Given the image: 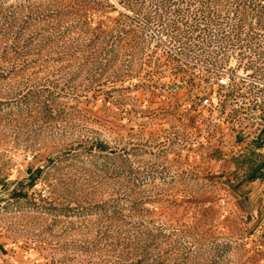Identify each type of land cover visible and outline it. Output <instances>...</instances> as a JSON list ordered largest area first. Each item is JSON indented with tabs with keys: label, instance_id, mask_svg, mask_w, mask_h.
<instances>
[{
	"label": "rangeland",
	"instance_id": "374dc122",
	"mask_svg": "<svg viewBox=\"0 0 264 264\" xmlns=\"http://www.w3.org/2000/svg\"><path fill=\"white\" fill-rule=\"evenodd\" d=\"M263 84L264 0H0V264H264Z\"/></svg>",
	"mask_w": 264,
	"mask_h": 264
},
{
	"label": "built area",
	"instance_id": "2783aa9c",
	"mask_svg": "<svg viewBox=\"0 0 264 264\" xmlns=\"http://www.w3.org/2000/svg\"><path fill=\"white\" fill-rule=\"evenodd\" d=\"M219 78L217 79L216 83L219 88L226 89V90H231L234 89L235 82L234 78L235 75L232 73V71L228 69H222L219 71ZM263 90H264V84H263ZM233 91V90H232ZM256 103V102H255ZM202 104H209V97H204L202 100ZM257 107H261L262 110H264V91L262 96L258 99V102L256 103Z\"/></svg>",
	"mask_w": 264,
	"mask_h": 264
}]
</instances>
